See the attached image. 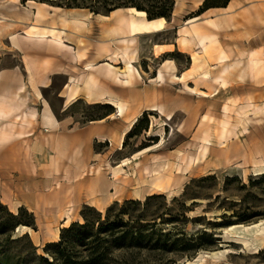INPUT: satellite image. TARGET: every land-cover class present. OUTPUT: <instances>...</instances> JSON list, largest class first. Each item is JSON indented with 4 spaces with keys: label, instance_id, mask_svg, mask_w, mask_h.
I'll list each match as a JSON object with an SVG mask.
<instances>
[{
    "label": "rangeland",
    "instance_id": "1",
    "mask_svg": "<svg viewBox=\"0 0 264 264\" xmlns=\"http://www.w3.org/2000/svg\"><path fill=\"white\" fill-rule=\"evenodd\" d=\"M228 2L208 5L223 8ZM134 5L173 21V0H0V26L12 24L0 31V84L8 88L2 98L7 112L0 111V264H48L65 255L97 257V264H187L227 248L233 252L224 264H264V243L249 253L224 237L235 226L232 234L254 240L244 227L264 220V172L254 171L264 159V0L191 24L190 37L205 34L212 41L206 50L195 49L197 37L189 45L180 43L193 59L181 55L180 72L165 66L161 80H152L160 63L151 59L150 47L175 40L186 12L165 31L143 38L137 65L142 77L128 81L112 78L101 66L109 52L106 43L94 47L84 39L86 60L76 65L75 49L37 36L53 32L48 26L58 23L51 10L58 7L93 16ZM61 22L76 31L73 21ZM86 26L82 29L91 32ZM257 48L260 63L246 68ZM223 54L230 62L242 60L225 86L216 80ZM93 55L100 63L89 74ZM69 74L73 89L67 86ZM19 81L24 90L16 96L11 89ZM94 85L103 94L90 98ZM112 99L122 104L123 114L107 103ZM46 102L60 122L54 132L41 119ZM226 105L243 108L241 123ZM19 112L29 115L22 120ZM226 118L229 132L221 138ZM58 137L62 146L34 155L43 148L37 140ZM205 141L206 157L188 164L186 158L200 156ZM68 188L71 203L65 199ZM91 192L106 202L104 210L92 205ZM69 205L65 220L61 215ZM17 222L31 224L32 234L18 231Z\"/></svg>",
    "mask_w": 264,
    "mask_h": 264
},
{
    "label": "bare ground",
    "instance_id": "2",
    "mask_svg": "<svg viewBox=\"0 0 264 264\" xmlns=\"http://www.w3.org/2000/svg\"><path fill=\"white\" fill-rule=\"evenodd\" d=\"M205 1V0H204ZM203 1V3H204ZM242 1H237L234 0L232 5L230 6L229 9H233V7H235L236 5L240 4ZM202 3V4H203ZM37 13L38 15H43V10L38 7L37 9ZM113 13V19L111 22H109L107 24V29L110 32H129V33H136L137 31H160L162 29L165 28V21L166 18L165 17H157L154 19H150L148 18L147 12L144 10H139L136 7H126V8H116L114 10H112ZM63 18L65 21H73L76 23V25L78 26V28H80L81 26H85L87 25V21L80 19L77 16H73L71 19H68L66 17V15H63ZM198 19V16H192L191 18H189L188 20H186V23H190L193 22L195 20ZM217 23V22H215ZM12 24H7L4 27L0 26V31L5 28V27H10ZM185 28H181V34L182 36L180 37V43L182 45H189L191 44V42L194 41V39L197 37L198 38V42L197 44H199V49H207V46L209 45L208 43H210L212 41L211 36L209 35H205V34H197L196 35H192L191 37L189 36V30ZM30 35V34H29ZM33 36V35H31ZM37 36L39 37H46L48 36V34L46 32H42L40 34H37ZM52 42L60 45V46H65L67 45V43L64 41V39L60 36L57 35H53L52 37H50ZM120 40L122 41V45H120L119 47L116 48V50H113V52L111 53V55L107 58V62L105 63V71L107 72V74L111 77H115L118 78L120 80H129L130 78L134 77V76H139L142 77V73L141 71L136 67L135 63L139 61L137 53H136V49L133 50V41L134 39H128L127 37L124 38H120ZM81 44H84L85 41L81 40L80 41ZM70 47L72 49L73 46L70 45ZM261 49L257 48L255 50H253V52L250 54L248 61L246 63V68L249 69H254L258 66L259 62V58L258 56L261 54ZM82 56L81 53H78L77 51H75V57L76 59H80ZM227 55H221L220 58V62H221V69L218 72V75L216 76V80L222 85L225 86L228 83V79L232 76V74H234L235 72H233L234 69H236L238 66L241 65L242 60L241 58H237L234 62H230L227 60ZM123 61L122 63H124V69H120L118 67V63H120V61ZM87 67L92 69L95 68L96 65L94 63H88ZM171 68H175V66H171ZM237 70V69H236ZM244 71V70H243ZM206 75H209L210 72H206ZM121 76L125 77V79L120 78ZM163 74L161 72H159V78H162ZM180 78V77H179ZM19 85L18 87H16L15 89H11L14 94L16 96H19L20 93L23 92L24 90V84L19 81ZM45 86H49L45 85ZM95 86V85H94ZM95 88H97V86H95ZM8 88H2L1 84H0V111H4L7 112L6 109L4 107L8 106V103L5 100H2V98L6 97L5 95L7 94L8 90H6ZM97 89H92L88 92L89 97H94V95L96 94H103L98 92ZM220 91L217 90V94ZM40 97L43 98L42 94L40 92H38ZM207 94V92H205ZM74 95V93H73ZM3 98V99H4ZM74 98V96H73ZM71 97V99H73ZM107 103H110L114 106H116L118 108L117 112H121V114L124 113V107L122 106V104L117 101V100H113L112 101H107ZM241 109L243 108H230V106L226 105L225 106V110L228 111L229 110H235L237 112V123H241L242 122V117H241ZM162 110V109H161ZM254 111L259 112L260 111V107H256L254 109ZM22 113V114H21ZM29 114H27L26 112H19L17 114V117H20L22 120H25L27 118ZM32 117L35 116V113H31ZM170 119L169 122L172 125L173 128V134L176 132V122L173 119V117L170 115L169 116ZM42 120L43 123L46 127L48 128H53L57 126L58 123V119L56 117V115L54 114L52 108L50 107V105L46 102L45 104V109H44V113L42 115ZM229 124H230V120L228 118H226L223 121V130L220 134L221 138H225L229 132ZM6 137L8 136L7 134L5 135ZM5 137V138H6ZM209 152V142L205 141L204 144L202 145L201 148V153L200 156H196L195 154L189 155L186 159L188 164H191L193 161H199L202 158L206 157V155ZM264 159H262L260 161V164H257V166H255L254 171L257 172V174H261L264 172ZM117 172V171H116ZM66 197L65 198L67 200V202L71 203L73 201V199H71V195L70 192L72 191L71 188L66 189ZM64 191V190H62ZM91 196L93 197V199L91 200L92 205L99 207V209L104 210L105 209V205L106 202L104 200H101L99 198L96 197V195L94 194V192H91ZM71 205L67 206L64 208V213L61 215L63 216V219H67V217H70V213H71ZM235 226H231L228 230H231L229 232H226L224 237L226 238V241H233L235 243H239L241 245H243L244 249L247 250L249 253H257L260 249L261 246L264 243V220L260 221V222H256L253 223L249 226H245L244 230L249 231V232H253V239H251V237L245 233H241L240 234H232L233 233V229ZM18 231H20L21 233H30L32 234L33 230L31 229V227L27 226V225H19L18 227ZM233 230V231H232ZM251 251V252H250ZM233 250L231 249H225V250H216V251H212L210 253H204L200 256V258L198 259L199 262L196 261H189L187 264H202V263H210V262H215V263H220L222 262V264H224V259L226 258V256L230 253H232Z\"/></svg>",
    "mask_w": 264,
    "mask_h": 264
},
{
    "label": "crops",
    "instance_id": "3",
    "mask_svg": "<svg viewBox=\"0 0 264 264\" xmlns=\"http://www.w3.org/2000/svg\"><path fill=\"white\" fill-rule=\"evenodd\" d=\"M175 1V7H174V17H173V21L175 19L176 16H180L182 13L186 12L184 17L188 20L187 17L190 16H198V19L190 22V23H186L185 26L182 27H178V31H177V36L175 37V40H173L172 42H167V43H154L151 45V59L155 62L160 63L158 67H156V71L154 72V77L152 78V80L157 79V80H161L165 74H164V68L165 66H168V69L170 70V72L173 74L178 71V73L180 72V58L181 55H185V56H189L191 59H193V55L190 53V51H187V49H183L181 48L180 45V37L182 36V34L180 33L181 28H185L187 27L188 29L190 28L189 26H191V24L196 23V22H207L209 20H216L218 18H224L226 16H229L230 14L234 13H238L241 9H244V7L250 5L254 0H240L242 1L240 4L236 5L235 7H233V9H229L230 6L232 5L234 0H229L228 5L226 7L223 8H208L207 10H205L204 12H201L200 14L198 13V9L199 7L202 5L204 0H174ZM239 1V0H237ZM60 10H51V14H52V18H54L58 25H50L48 26V29L53 30V32H58L59 34L61 33L60 37H62L64 39V41L67 43V45L70 47V45L73 46V48L77 51L76 49V45L74 43V40H86L88 42V44H92V46H97V44L103 42L106 43L108 45V53L106 54V57L108 58L111 53L113 52V50H116L117 47H119L120 45H122V41L120 40V38H124L127 37L128 39H134L133 41V50L136 49V53L138 56L139 61L135 63L136 67L138 68V64L140 63L141 60V53L143 54V49H144V45L142 44V40L144 37L147 36H151L152 34H157L159 32H163L165 31L169 25V23H172L168 20L165 21V28L160 30V31H137L136 33H129V32H110L107 29V24L109 22L112 21L113 19V13L112 11L108 14V15H101V14H94L93 16H89L87 13L83 12V11H78V10H65L62 7H58ZM198 13V14H197ZM63 15H66V17L68 19H71L73 16H77L82 20H85L88 22V25L86 26L87 28L91 29V32H86L84 28V26H81L80 28H78V26L76 25L77 29L76 31L74 30H70L67 27H63L61 26V21L63 22H71L70 21H65L63 18ZM191 18V17H190ZM75 23V22H74ZM82 29V31H81ZM81 31V32H80ZM49 33L48 37L49 39H51L50 37H52L53 35H55L54 33ZM72 38V39H71ZM84 40V41H85ZM80 41H77L78 45L77 47H80V51H77L78 53H81L82 56L81 58L83 59V61L86 60V49H85V43L81 44ZM111 43H114L116 48H113ZM71 48V47H70ZM195 49H199L198 47H195ZM111 50V51H110ZM80 58V59H81ZM107 58L105 59L104 63H100L98 61L99 56H91L90 57V61L88 63H94L97 67L98 63L101 64V66H105V63L107 62ZM77 63L76 65H80L79 64V59L77 58ZM123 61L121 60L120 63H118V67L120 69H124V63H122ZM87 63V64H88ZM121 66V67H120ZM171 66H175V68H171ZM95 67V68H96ZM149 67V66H148ZM94 69V68H93ZM139 69V68H138ZM88 70H90L88 73H91V69L88 68ZM86 71V70H84ZM159 72H161L163 74L162 78H159ZM60 72H56L54 71L53 74H58ZM79 75H76V77H78ZM73 78V75L69 74L67 75V83H68V87L71 89L72 87H74V85L72 84L75 80L71 79ZM108 79L104 78V80H110V77H107ZM114 78V77H112ZM120 78L125 79V77L121 76ZM80 86H83V84H78V87L80 88ZM73 89V88H72ZM93 89H97L98 91V87L97 88H93ZM83 92V91H82ZM99 92V91H98ZM97 92V93H98ZM84 93H77L75 95V97H79L81 95H83ZM88 96V94H87ZM99 96L98 94L94 95V97ZM65 98H67L66 95H64ZM42 119V118H41ZM40 119V124H39V130H41V126H42V122ZM59 120L57 123V126L59 124ZM45 126V125H44ZM46 129L50 130V132H54L56 129V127L53 128H48L45 126ZM59 129V128H57ZM43 131V130H41ZM36 142H38V144H41L43 146L41 151H37L34 153L35 156H39L44 154L48 147L50 146H56V147H60L62 146V139L61 137H58L56 139L53 138H48V139H41V140H37ZM13 144H18L17 140H13ZM37 144V143H36ZM59 152V151H58ZM59 156L61 155L60 153ZM35 209V207L33 208V210ZM35 212V211H34ZM38 218V215H36Z\"/></svg>",
    "mask_w": 264,
    "mask_h": 264
},
{
    "label": "trees",
    "instance_id": "4",
    "mask_svg": "<svg viewBox=\"0 0 264 264\" xmlns=\"http://www.w3.org/2000/svg\"><path fill=\"white\" fill-rule=\"evenodd\" d=\"M210 1L211 0H205L204 1V3L202 4V6H201V8L199 10V13L204 12L208 8L214 7V5H208ZM227 5H228V3L225 6H227ZM133 7H137L139 10L146 11L147 15H148V18H150V19H154V18H157V17H166V18L170 17L169 15H167L165 13L154 14L151 11H149V10L139 6V5H134ZM93 11L98 12L96 10H93ZM21 224H22L21 222H17L18 226L21 225ZM24 225L31 226V224H24ZM96 259H97V257H89V258H85V259H82V260H74V259L68 257L67 255H65V256H60V257H57V258L54 257V260H52V261H48L47 260V262H48V264H97Z\"/></svg>",
    "mask_w": 264,
    "mask_h": 264
}]
</instances>
